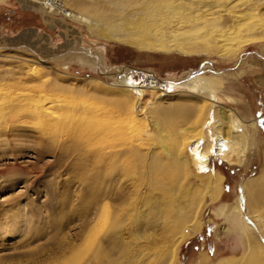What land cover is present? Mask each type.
<instances>
[{
	"label": "rangeland",
	"instance_id": "rangeland-1",
	"mask_svg": "<svg viewBox=\"0 0 264 264\" xmlns=\"http://www.w3.org/2000/svg\"><path fill=\"white\" fill-rule=\"evenodd\" d=\"M51 1L58 6L50 12L47 0H0V264H155L141 259L140 249L165 238L170 223L154 219L149 173L164 174L154 194H168L157 198L160 216L165 206L179 212L197 201V230L186 226L176 264L236 259L250 243L243 263L264 264V42L226 58L139 51L122 40L157 35L170 9L200 0ZM122 66L174 84L201 75L213 82L216 101L208 92L178 88L162 96L144 89L159 97L143 104L118 85L114 71ZM123 90L135 100L131 110ZM195 106L204 111L202 128L217 132L209 119L222 106L244 134L240 164L210 156L209 173L218 180L196 176L174 148L179 129L195 128ZM130 127L139 139L134 147ZM106 128L115 135L98 140ZM104 147L118 152L109 168L95 164ZM259 175L248 194L243 185ZM97 190L108 207L99 223ZM228 205L226 218L219 209ZM240 222L249 238L244 247Z\"/></svg>",
	"mask_w": 264,
	"mask_h": 264
},
{
	"label": "bare ground",
	"instance_id": "bare-ground-1",
	"mask_svg": "<svg viewBox=\"0 0 264 264\" xmlns=\"http://www.w3.org/2000/svg\"><path fill=\"white\" fill-rule=\"evenodd\" d=\"M239 1L240 0H216L215 3L213 2L208 3L205 0H200L198 4L196 2L193 4L192 2V4L189 3V7L187 5L180 7L179 9H182L181 12H178L174 8L173 9L168 8L170 9V15L168 14L169 16H166L163 19L161 18L162 20H167V22H162L164 24H162L160 28L157 30L158 31L157 35H153V37L148 38V37H145V35L141 37V36H137L136 34H132L130 37L128 36L127 39H123L122 41H126L128 44L136 47L139 51L162 52V53L177 52L184 56L198 55V54L206 55V54L212 53L213 55L216 54L224 58L230 57L232 55H235L236 52L244 45H251V44L264 42V0H250L246 4L238 3ZM221 2L222 3L224 2V4H222ZM43 4L46 5L47 8H49L50 12L55 10V6H58L57 3L51 0H47V2H44ZM214 9H222V10L215 11ZM62 11L64 15L62 13H59L62 17L66 19H68V17H71L70 14L67 13L65 10H62ZM182 12H184V14H182ZM127 35H130V34H127ZM118 82H119L118 83L119 86L125 87V89H128L133 94H136V95L139 94V97H141L143 104L144 103L148 104L155 98L159 97V96L156 97L154 94H151L155 92H148L149 94L147 95L143 94L147 90L144 91V89H140V87L134 90L131 89L132 87L130 84V80L128 79L127 80L120 79ZM164 82L166 83L165 87L161 89L160 91L157 90L160 94H162V96L168 95L170 90L172 89L184 88L186 89V91H190L191 94L192 93L204 94L205 92H208V94L205 93V95H208L210 99L214 100L216 98V97L214 98V96L210 94V91H211L210 87L213 86V82L209 79L206 80V78L201 75L196 76V77H188L186 80H184L183 82L179 84L167 82L166 80H164ZM128 87H131V88H128ZM123 91L126 92V90H123ZM130 95L132 94L127 93L126 101L128 102L127 104L130 105V110H131L134 107L135 100L133 98H130L132 97ZM210 101L211 100L208 99V101L206 102H210ZM206 102L204 100V102L201 105L203 106L202 108L204 109L206 108L207 110V106L205 105ZM195 110H196L195 112L198 113L197 111L198 109H196V106H195ZM213 110L214 111L212 113L214 115L212 119H209V120L214 121V127L217 130L216 132L217 134L215 133L216 135L214 134V132H209L208 127L207 129L204 127L202 128L201 123L203 122V116H204L203 112L204 111L200 110L198 114L196 113L197 115L194 114L195 112L193 111L192 115H194L195 117L194 118L195 122L193 125H195V128H191V127L183 128L182 127L181 129H179L177 133L178 138L175 141V147H174L176 148V151L178 153L183 154V156L185 157L184 159H186L188 164H190V166L193 167V172L196 176H202L204 178H207L210 181H211V178H215L216 180H218V177L211 176L212 174L209 173L210 172V163H209L210 156L212 155L216 156L218 159H220L221 162L226 163L227 165H231V166L237 165L242 162L244 147H245L244 134L242 133V131H240L239 125L233 119V115H235V113L232 110L224 108L222 106L215 107ZM129 115H130L131 125L136 123L134 112L131 111ZM188 123H190V121ZM190 124H192V122ZM101 128L102 127H99V129ZM130 128H131V131H129V135H130V138L132 139L134 138V140H131V143L129 144L131 145V147H134L133 141L134 142L136 140L139 141V139L136 137V133L133 130V127H130ZM107 129L108 128H106V131L104 130L105 132L100 131L101 133L98 134L99 136L97 138L98 140H101V139L108 140L110 135L111 136L112 134L115 135V133H112L113 132L112 130L110 129L107 130ZM110 131L112 134H110ZM149 136L152 137L151 134ZM110 146H112V144L109 145V147ZM117 154L118 152L113 151L111 148H105V147L98 148L95 151V155H94L96 158L95 164L102 166V167L106 165L107 168H109L110 165H112L111 162L113 161L114 157ZM177 165L181 166L180 168L182 169L185 168L181 161ZM263 171H264V168H262L261 173H263ZM163 175L164 174L162 173H149L150 181L147 184V186H148L149 193H151L150 196H148V198L151 201L148 204H150V207H151L150 209L155 215L154 217L155 220L162 219V222L164 225L167 223L168 224L170 223L168 227L169 232L167 233L164 232V234L166 233L165 238H161L157 241H152V242L148 241L147 243H145V245L142 246L143 248L140 249L141 251L139 254L141 256L140 258L141 259L145 258L146 261L150 260L151 258H153V260L154 258H156L155 264H176L177 261H176L175 253L177 251V247L182 242V240L187 236L188 231L197 230V221L195 220V214H196L198 205H196L197 201L195 202V205L191 202L189 203L187 207H185V210L184 208H181L182 206L178 205V207L181 208V211H179L180 209L178 210L179 212L175 210V206H174L175 204L171 207L165 206L164 208H168V209L165 211L164 213L165 215L163 217L160 216V213L158 212V208L160 209V207L158 205L157 198L164 199L163 196L164 195L168 196V194L165 193V191L164 192L161 191V193L158 196H156V198L154 194L156 193V191H158L161 185L159 186V188H157V186L159 184H162L161 182L164 180ZM258 177L262 178L261 175L256 176L252 178L249 182H245V186L243 185L245 191L248 194L250 192L249 190H251L256 185H257V188L259 187L258 183H259V180L261 179H259ZM100 178H101L100 173H97L95 184L99 182ZM256 179L258 180V183L256 182L257 181ZM255 189L256 188L252 190L255 191ZM98 191L99 190H97V194L95 195L97 198V210H96L95 220H98V223H99V221L102 220L103 216L107 212L108 207H107V203L101 202L102 201L100 198L101 194L98 195ZM134 202H136V200ZM232 207L228 205L226 208L225 207L220 208L219 212L224 214L226 218H229L232 215L231 214V211L233 209ZM236 210L237 209H235V211ZM140 211H141V207H140ZM237 212L239 211L237 210ZM150 215H152V213ZM148 222H152V221H148ZM154 222L155 221H153V223ZM187 225H191L192 229L189 230L186 227ZM239 228L242 234H244L243 235L244 237L243 247H244V245H247L246 240H248L249 238L246 237L247 236V234L245 235L246 232L244 233L245 230H244L243 223L240 222ZM120 241L122 242L123 240H120ZM114 243H117V242H114ZM98 244L100 245L101 242H99ZM249 245L247 246V249ZM117 246H118V243H117ZM247 249H243L240 257L236 259L219 258L213 264H244L243 263L245 262L244 260L249 256V251H247Z\"/></svg>",
	"mask_w": 264,
	"mask_h": 264
},
{
	"label": "built area",
	"instance_id": "built-area-1",
	"mask_svg": "<svg viewBox=\"0 0 264 264\" xmlns=\"http://www.w3.org/2000/svg\"><path fill=\"white\" fill-rule=\"evenodd\" d=\"M138 75H140V77L142 76V78L141 79L134 78ZM114 76L118 78L119 80L120 79L130 80V84L132 88L131 87H128V88H131L133 90L140 87V89H154L155 88L154 90L160 91L166 85V83L161 79H157L151 75L138 73L134 69H131L130 67H127V66H122V67H118L117 69H115Z\"/></svg>",
	"mask_w": 264,
	"mask_h": 264
}]
</instances>
